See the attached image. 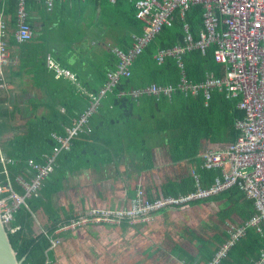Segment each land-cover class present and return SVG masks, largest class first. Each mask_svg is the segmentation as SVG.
Here are the masks:
<instances>
[{
	"label": "trees",
	"instance_id": "obj_1",
	"mask_svg": "<svg viewBox=\"0 0 264 264\" xmlns=\"http://www.w3.org/2000/svg\"><path fill=\"white\" fill-rule=\"evenodd\" d=\"M38 5L47 9L43 2H28L29 23L33 28L31 13L38 9ZM16 6L14 0L0 2V10L5 8L7 14H14ZM115 6L114 15L117 20L125 22L130 37L102 51L93 70V79L85 82L78 76L80 87L72 84L59 89L66 94V98L52 102L49 106L51 115H47V111L40 113L42 104H38L32 108L33 113L22 131L11 130L9 123L15 113L8 109L7 98H3L5 91L0 89V144L3 152L16 160L8 165V172L20 193L24 194L25 190L17 178L35 175L29 165L30 160L39 165L48 164L55 148L61 145L59 136L67 137L68 129L88 109L90 100L80 88L99 95L109 80V72L118 64L113 47L127 51L133 45L134 37L143 34L146 23L138 18L135 0H117ZM186 24L190 25V31L197 39L204 27L203 5L192 6L186 19H175L172 27L164 28L147 45L133 62L131 76L122 78L119 85L102 99L98 111L89 119L88 130L71 138L69 148H62L57 154L54 172L44 181L40 196L29 198L28 207L23 206L18 211L15 224L21 229L16 233L10 232V236L19 260H25L24 264H60L57 247L52 249V240H59L61 244V232L83 216L86 219L104 218L101 213L84 215L74 208L56 203V198L66 189L71 174L85 170L99 175L114 173L118 177L124 161L129 160L132 171L127 173L128 177L139 178L132 181L131 202L139 188L144 190L145 198L151 200L178 197L194 191L193 170L201 175L203 187H210L215 182L220 171L206 169L202 157L208 149L237 141L240 131L236 122L245 116V112L238 108L240 99L228 97L223 89L213 90L208 101L203 92L186 95L180 90H176L171 97L162 96L159 99L148 94L139 97L131 95L133 90L152 84L176 86L179 83L181 69L176 58L167 57L162 64H158L155 55L160 49L182 44ZM214 48L211 45L205 54L196 49L183 55L190 81L203 82L211 74L218 78L224 76L225 67L216 62ZM22 52V68L37 65L33 73L35 84L47 91L46 45L35 46L34 54L25 48ZM54 54L57 55L56 52ZM57 58L61 67L75 71L76 67L69 65L62 56L57 55ZM43 104L47 109V102ZM6 133L13 135L7 137ZM2 170L4 166L0 163ZM156 171L162 176L159 183L154 179ZM141 176L143 179L140 180ZM0 179L5 182L6 176L0 175ZM197 209H202V228L188 222L187 217L180 216L193 210L194 219H198ZM165 210H169L166 214L170 213L174 219L170 221L165 215L167 226L158 228L153 236H145L146 250L141 264H209L231 240V231L244 227L257 214L254 200L238 186L205 199L163 209L162 212ZM117 220L129 222L128 219ZM141 222L149 224L151 221ZM261 228L262 231H258L256 227H248L220 264H258L264 252V226ZM131 264L136 263L132 261Z\"/></svg>",
	"mask_w": 264,
	"mask_h": 264
},
{
	"label": "built area",
	"instance_id": "obj_2",
	"mask_svg": "<svg viewBox=\"0 0 264 264\" xmlns=\"http://www.w3.org/2000/svg\"><path fill=\"white\" fill-rule=\"evenodd\" d=\"M9 0H0L4 3ZM17 4L14 14L0 10V80L5 76L6 68L11 64L10 42L12 37L19 43L32 42L36 37L34 28L29 23L30 11L28 2H43L47 9H52L55 0H14ZM116 3L117 0H110ZM138 18L146 23L143 34L134 37L133 45L124 51L113 47L118 64L108 74L109 80L99 95L82 92L88 96L90 105L80 120L68 129L67 137L59 136L60 146L50 162L44 165L30 160L29 165L35 175L29 174L17 178L19 185L25 190L20 193L9 178L8 165L16 162L8 157L0 144V163L4 170L0 175V216L9 232L16 233L21 226L16 225V214L23 207H28V199L40 196L41 188L47 177L54 172L55 159L62 148H69L71 138L85 129L88 130L89 119L101 106L102 99L113 91L124 77L131 76V68L135 59L143 53L147 45L166 27H172L175 19H186L192 6H204V27L195 39L190 25H184L182 44L160 49L155 59L162 64L167 57H175L181 69V79L176 86L152 84L143 89H135L131 95L139 97L143 94L171 97L176 90L186 95H197L203 92L206 100L215 89L226 90L227 96L239 98L238 108L245 112L242 119L237 120L236 127L240 135L234 144L219 149H209L203 154V166L208 170H218L220 174L210 187L202 186L201 175L193 170L195 190L182 196H167L154 200L145 198L142 188L129 207L116 210H95L93 213L103 214L106 220L118 221L128 219L131 222L149 221L154 213L169 207L180 206L191 201L201 200L221 193L231 187L238 186L247 197L254 200L257 214L237 230H232V238L217 253L209 264H220L226 258L240 237L244 236L248 227H256L262 231L264 226V0H135ZM214 45V57L218 64L225 67V74L218 78L208 75L205 81L194 83L187 78L183 55L199 49L203 54ZM46 60V59H45ZM48 68L56 73L58 79H69L80 87L78 78L69 70L57 64L52 55L47 56ZM1 89V86H0ZM59 240H52V249L58 246ZM258 264H264V252Z\"/></svg>",
	"mask_w": 264,
	"mask_h": 264
},
{
	"label": "crops",
	"instance_id": "obj_3",
	"mask_svg": "<svg viewBox=\"0 0 264 264\" xmlns=\"http://www.w3.org/2000/svg\"><path fill=\"white\" fill-rule=\"evenodd\" d=\"M116 8L115 3L109 0H55L52 9H44L38 5V9L32 11L31 21L35 28L36 37L32 42L25 44H19L12 37L10 46L12 60L5 70L1 85V90L5 91L3 98H7L8 101L6 102L8 109L15 113L14 118L9 123L11 130L22 131L29 116L33 113L32 108L38 104H42L39 108L40 113L47 111V115H51L52 111L49 106L52 102L66 98V94L59 89L74 84L65 78L58 79L55 77L56 79H53L56 73L48 68V55H52L57 64L59 62L57 55L62 56L69 62V65L76 67L74 72L69 69L66 70L72 72L77 78L81 76L83 81L87 82L94 78L93 70L98 65L102 51L113 45H118L119 42L122 43L124 38L130 37L131 33L126 28L125 22L122 23L121 19L117 20L114 15ZM43 44L46 45V67L48 68L47 91L35 84L36 76L33 73L36 71L37 65L22 68L23 61L20 58L24 48L28 49L30 54H34L33 48ZM55 52L57 53L56 56ZM61 68L65 69L64 67ZM45 101L47 102V109L43 104ZM9 135L12 136L13 133H6L7 137ZM222 147L218 146L212 149ZM120 171L118 177L113 172V175L108 173L99 175L94 171L85 170L71 174L66 189L59 198H56V203L64 207L74 208L84 215H89V212L93 213L95 210L125 209L129 207L133 197L134 186H132L131 181L139 178L128 177L127 173L132 171L129 160L124 161ZM141 179H143L142 176ZM116 182L120 186H116ZM122 183H124L123 186ZM82 186H86V188ZM166 212L170 211L165 210L154 214L149 220L151 221L150 225L141 221L128 222L124 220L117 222L106 220V218L88 219V221H82L78 225L81 226L80 229L82 230L87 226L89 227L88 230L83 231L89 234L86 237H83V233L77 235L76 229L73 228L78 226H70L61 232L63 237L59 246L60 250L57 252L58 262L60 264L78 263L74 262L75 259L72 256L77 251L69 243L70 241L79 242L89 239L90 243L98 244L100 247V258H95L97 264L101 260L110 262V264H116V262L131 264L132 261L141 264L140 262L144 259L143 253L146 250L144 247L147 241L145 236L148 235V231L155 233L158 228L163 229L167 226L165 215L168 220L174 219L173 215L166 214ZM82 218H86V216Z\"/></svg>",
	"mask_w": 264,
	"mask_h": 264
},
{
	"label": "rangeland",
	"instance_id": "obj_4",
	"mask_svg": "<svg viewBox=\"0 0 264 264\" xmlns=\"http://www.w3.org/2000/svg\"><path fill=\"white\" fill-rule=\"evenodd\" d=\"M161 178H162L161 174L158 171H156L155 174H154L155 181H157L159 183ZM123 184L124 183H122L121 185L123 186ZM129 184H131V183H129ZM139 185H142V182L141 181L139 182ZM116 186H120V185L117 183ZM197 212L199 214L198 219H194L192 213L195 214V211H193V210H190V212H188V211L187 212H184L180 216L187 217V221L188 222L194 223L195 226H199V227L202 228V209L201 210L200 209H197ZM169 220L171 221L172 218H170ZM82 221L85 222V221H88V219L82 218L79 221L74 222L72 224V227L78 226L79 224H81L80 222H82ZM80 227L81 226H78L76 228H73V229H76L77 235H80L82 233H83L82 234L83 237L84 236L86 237L87 235H89L88 233H84L83 232V231H86V230L89 229L88 226L84 230L80 229ZM153 235H155L154 232L148 231V236H153ZM59 244H58L57 249H56L57 252L60 250ZM69 244L73 247V249H75L77 251V253H73L72 254L73 259H75L74 262H78L76 264H97L96 263L97 262L96 259L100 258V254H99L100 253V247L98 246V244L90 243L89 242V239H87L85 241L84 240H80L79 242H77V241H70ZM99 264H110V262H104V261L101 260V262H99ZM116 264H122V263L116 262Z\"/></svg>",
	"mask_w": 264,
	"mask_h": 264
},
{
	"label": "water",
	"instance_id": "obj_5",
	"mask_svg": "<svg viewBox=\"0 0 264 264\" xmlns=\"http://www.w3.org/2000/svg\"><path fill=\"white\" fill-rule=\"evenodd\" d=\"M13 245L10 232L1 220L0 216V264H24Z\"/></svg>",
	"mask_w": 264,
	"mask_h": 264
}]
</instances>
